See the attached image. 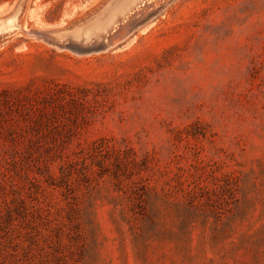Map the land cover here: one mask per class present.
Instances as JSON below:
<instances>
[{"label": "rangeland", "instance_id": "rangeland-1", "mask_svg": "<svg viewBox=\"0 0 264 264\" xmlns=\"http://www.w3.org/2000/svg\"><path fill=\"white\" fill-rule=\"evenodd\" d=\"M141 8L104 44L0 46V264H264V0Z\"/></svg>", "mask_w": 264, "mask_h": 264}, {"label": "water", "instance_id": "water-1", "mask_svg": "<svg viewBox=\"0 0 264 264\" xmlns=\"http://www.w3.org/2000/svg\"><path fill=\"white\" fill-rule=\"evenodd\" d=\"M152 1L154 0H110V2L105 3L97 12L90 14L88 17L80 21L71 22L65 27H59L54 25L50 29L36 31L30 30L26 31L25 33L26 35L39 36L54 41H67L72 38L78 39L77 37L79 34H81V32H77L75 29H77L80 25H84L87 23L88 25H90V23L92 22L89 23V21H91L94 17L99 14L103 15L105 12H108V18H106L104 22L106 23L107 31L102 32L100 34V38L92 42L104 44L107 41H110L111 37L113 36V33L115 32V30H113L115 26L120 25V27L118 28L120 29L125 23L126 19L130 18L142 6H145L146 4ZM27 3L28 0H18L10 11L4 8H0V25L8 24V22L12 20H16L20 23L19 17L26 8ZM20 25L22 24L20 23ZM8 35L9 34L5 32V34L0 36V46L6 42L5 38H7Z\"/></svg>", "mask_w": 264, "mask_h": 264}, {"label": "bare ground", "instance_id": "bare-ground-1", "mask_svg": "<svg viewBox=\"0 0 264 264\" xmlns=\"http://www.w3.org/2000/svg\"><path fill=\"white\" fill-rule=\"evenodd\" d=\"M141 9H143V8H140V10ZM136 13H139V12H136ZM24 27H25V25H24ZM88 27H89V30H87V31L83 30L82 32L80 31L81 34H79L77 37L78 39H81L83 42L86 41L85 43H92L94 40H97L98 38H100V36H101L100 34L102 32L107 31L106 30L107 26H106V23H104V22L98 23L95 21V22L90 23V25H88L86 28H88ZM116 27H118V25L115 26V28L113 30H115ZM26 31H28V30L24 29L23 26L20 25V23L17 22L16 20H12V21L8 22V24H5V25H0V36L5 34V32L9 34L8 37L5 38V40L8 38L13 39L15 36L20 35V34L26 35V33H25Z\"/></svg>", "mask_w": 264, "mask_h": 264}]
</instances>
